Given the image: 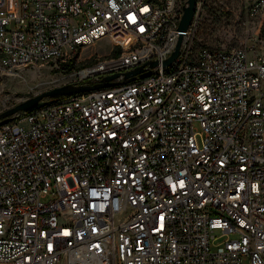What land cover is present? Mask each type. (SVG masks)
I'll return each instance as SVG.
<instances>
[{
  "label": "built area",
  "instance_id": "built-area-1",
  "mask_svg": "<svg viewBox=\"0 0 264 264\" xmlns=\"http://www.w3.org/2000/svg\"><path fill=\"white\" fill-rule=\"evenodd\" d=\"M187 2L0 0V76L103 38L76 84L158 62L0 124V264H264V51L194 50L192 23L163 66Z\"/></svg>",
  "mask_w": 264,
  "mask_h": 264
},
{
  "label": "rangeland",
  "instance_id": "rangeland-1",
  "mask_svg": "<svg viewBox=\"0 0 264 264\" xmlns=\"http://www.w3.org/2000/svg\"><path fill=\"white\" fill-rule=\"evenodd\" d=\"M255 0H197L194 18V42L196 46L215 49L251 46L254 54L264 51V24L258 26L252 17L250 6ZM115 49L109 38H103L77 54L74 69L87 64L97 55H107ZM95 61L89 62L92 65ZM86 66V65H84ZM72 71L64 66L49 65L21 70L17 75L0 76V113L53 88L75 83L69 77ZM219 235V233H217ZM248 264V257L244 258Z\"/></svg>",
  "mask_w": 264,
  "mask_h": 264
},
{
  "label": "water",
  "instance_id": "water-1",
  "mask_svg": "<svg viewBox=\"0 0 264 264\" xmlns=\"http://www.w3.org/2000/svg\"><path fill=\"white\" fill-rule=\"evenodd\" d=\"M197 14V0H188L187 6L184 8V15L182 17L179 31L180 36L176 44L174 52L171 56L163 62V66H170L180 55L183 38L189 27L194 21ZM158 66L157 61H149L144 65L138 66L135 69L124 72L115 73L109 76L103 77L100 82L95 84H76L68 83L51 90L42 92L32 98H29L19 104L0 113V124L9 122L15 114L20 112H32L44 107L47 103L53 102L61 97H69L78 95L93 90L102 88H109L115 85L126 84L134 81L138 75L141 74L142 78H147L153 74V69ZM148 68V70H147ZM122 77L121 80H118Z\"/></svg>",
  "mask_w": 264,
  "mask_h": 264
},
{
  "label": "trees",
  "instance_id": "trees-1",
  "mask_svg": "<svg viewBox=\"0 0 264 264\" xmlns=\"http://www.w3.org/2000/svg\"><path fill=\"white\" fill-rule=\"evenodd\" d=\"M200 47H207V46H196L195 45V42L193 43V49L194 50H198ZM208 48H210V47H208ZM210 49H215V48H210ZM120 53V50L119 51H116V54H119ZM64 67L68 70V71H72L73 69H74V66L73 65H64ZM62 98H64V97H61V98H59V99H57V100H60V99H62ZM57 100H55V101H57Z\"/></svg>",
  "mask_w": 264,
  "mask_h": 264
}]
</instances>
